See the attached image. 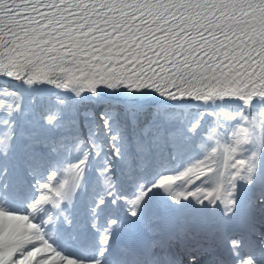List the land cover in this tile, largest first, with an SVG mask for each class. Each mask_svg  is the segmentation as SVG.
<instances>
[{
	"label": "snow or ice",
	"instance_id": "6c2138e0",
	"mask_svg": "<svg viewBox=\"0 0 264 264\" xmlns=\"http://www.w3.org/2000/svg\"><path fill=\"white\" fill-rule=\"evenodd\" d=\"M0 264H264V0H0Z\"/></svg>",
	"mask_w": 264,
	"mask_h": 264
}]
</instances>
